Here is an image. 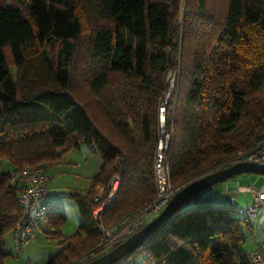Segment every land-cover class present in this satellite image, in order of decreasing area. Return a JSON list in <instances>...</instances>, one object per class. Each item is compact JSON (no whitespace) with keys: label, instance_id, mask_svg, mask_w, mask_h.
<instances>
[{"label":"trees","instance_id":"trees-1","mask_svg":"<svg viewBox=\"0 0 264 264\" xmlns=\"http://www.w3.org/2000/svg\"><path fill=\"white\" fill-rule=\"evenodd\" d=\"M80 11L89 23L81 48ZM52 43L54 64L43 56ZM169 70L177 88L166 106L168 167L180 187L232 160L264 129V0H0V159L14 170L47 167L79 145L100 158L89 187L69 193L76 230L61 233L66 216L53 205L46 214L47 237L60 248L43 264L100 255L97 222L110 225L155 198ZM114 175L119 187L95 220L94 188ZM19 189L0 168V264ZM183 206L137 249L138 264H250L241 246L249 219L229 207Z\"/></svg>","mask_w":264,"mask_h":264},{"label":"built area","instance_id":"built-area-1","mask_svg":"<svg viewBox=\"0 0 264 264\" xmlns=\"http://www.w3.org/2000/svg\"><path fill=\"white\" fill-rule=\"evenodd\" d=\"M166 81L168 90L158 106L160 136L154 159L157 194L151 202L137 210L122 215L110 225H105L98 221L96 228L99 236L95 244L96 251L111 248L116 242H121L141 228L149 218L156 216L163 209L171 196L181 187H175L170 182L168 167L170 132L166 127V106L177 88L176 72L169 70L166 74ZM245 161L264 164V129L260 131L247 148L238 151L232 160L217 169ZM50 179L51 174L48 168L42 165L23 166L11 172V182L16 183L20 187L17 196L20 213L17 216L14 228L10 232L11 252L14 254L19 253L34 239L37 226L45 219L46 214L52 208L51 202L45 199ZM120 181L121 177L114 175L106 185H98L94 188L92 199L98 202L92 210L95 220H98L100 211L115 196ZM237 189L251 194V203L246 207L237 208V212L240 215L251 220L257 216L259 207L264 204V184L257 189L253 185L237 186ZM140 259L141 254L136 249L114 264H138ZM248 260L250 264H264V238L248 252Z\"/></svg>","mask_w":264,"mask_h":264},{"label":"rangeland","instance_id":"rangeland-1","mask_svg":"<svg viewBox=\"0 0 264 264\" xmlns=\"http://www.w3.org/2000/svg\"><path fill=\"white\" fill-rule=\"evenodd\" d=\"M80 17L83 23V33L80 36L79 48L85 44L86 36L89 29V23L87 21L86 14L79 12ZM43 56L46 58V61L54 64L57 60L58 54V43H52V45L43 47ZM34 56L33 53L29 57ZM35 61L32 60V64ZM10 72L15 76L16 70L12 66L10 67ZM77 91L83 95L84 88L79 84ZM239 151V150H238ZM237 151V152H238ZM236 152V153H237ZM75 164H73L72 169L62 170L57 173H52L54 188L49 192L48 199L56 207L54 210L62 212L66 218L63 224L61 225L60 231L64 235H69L74 232L75 225H77V220L79 216L77 214L76 205L74 200L71 199L69 195L71 190H86L90 185V177L95 173L93 171L94 163H100V158L93 154L92 152L88 155V158L85 159L81 155H70ZM75 157V158H74ZM99 166V164H97ZM97 166V168H98ZM10 163L6 159H0V168L3 171L11 172ZM46 168L49 169V166ZM93 173L92 175L90 174ZM88 177V178H87ZM228 183H235L234 196L236 199L237 207L234 205L229 206V208L237 209L239 207H246L247 204H250L251 194L249 192H244L237 189V186L244 185H253L256 189L261 187L264 184V175L257 174L253 172H244L237 174L228 180L215 184L216 186L225 187L227 189ZM214 186V185H213ZM154 216L148 219L151 220ZM80 221V220H79ZM147 221V222H148ZM146 222V223H147ZM249 227L244 226L245 240L241 244L242 248L249 252L254 245L264 236V204L259 207L258 214L253 219L249 220ZM120 241L116 242L113 246L117 245ZM111 246V247H113ZM60 245L55 239H49L44 237V235L36 236L30 243L24 247L19 253L14 254L11 252V239L10 235L5 237V249L10 252L4 260V264H43L49 257H51L58 249ZM110 249V248H108ZM104 250L103 252L107 251ZM83 260L82 258L77 259L75 263ZM141 264H149L147 259L142 260Z\"/></svg>","mask_w":264,"mask_h":264},{"label":"water","instance_id":"water-1","mask_svg":"<svg viewBox=\"0 0 264 264\" xmlns=\"http://www.w3.org/2000/svg\"><path fill=\"white\" fill-rule=\"evenodd\" d=\"M244 172L264 175V164L238 162L230 166L209 171L182 185L167 201L163 209L137 231L100 255L80 264H114L142 246L163 229L186 201L205 189Z\"/></svg>","mask_w":264,"mask_h":264},{"label":"crops","instance_id":"crops-1","mask_svg":"<svg viewBox=\"0 0 264 264\" xmlns=\"http://www.w3.org/2000/svg\"><path fill=\"white\" fill-rule=\"evenodd\" d=\"M90 153H91V150L89 147H86L84 145H79L77 148H71L70 150L65 152L56 163L49 166L48 170L51 174V179L47 185L48 192L45 196V199L49 200L48 199L49 192L54 188L53 187L54 183H53L52 173H57V172H60L62 170L72 169L73 164H75V161H73L74 159H72L70 155H72V154L73 155H81V156H84L85 159H87L88 155H90ZM97 164H99V163H97V162L94 163V167L92 169L93 171H91V172H96L97 166H98ZM10 165H12V164H10ZM11 170L14 171L13 165L11 167ZM91 172H90V174L92 175L93 173H91ZM234 185H235V183H228L227 189H225L224 186L223 187H221V186L215 187V185L211 186L210 188H207L203 192L192 197L187 203H185V205L182 207V210L185 211V210H189V209L205 208V207H229L232 205H234V207H237L238 205L236 203V199L234 196V192H236L234 190V188H235ZM251 201H252V197H251ZM251 201H250V203H251ZM55 208L56 207H54V205H53V209H55ZM77 214H78V212H77ZM78 224H79V220H77V225H75L74 231L76 230ZM49 230H50V227L47 224L46 218H45L37 226L36 236L44 235V237L48 238L47 232ZM263 238H264V236L260 240H262ZM259 241L254 245V247L259 243Z\"/></svg>","mask_w":264,"mask_h":264}]
</instances>
